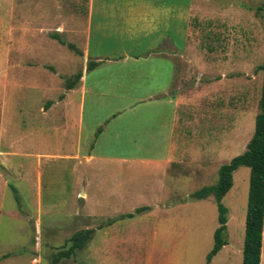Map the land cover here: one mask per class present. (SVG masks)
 <instances>
[{"label": "rangeland", "instance_id": "1", "mask_svg": "<svg viewBox=\"0 0 264 264\" xmlns=\"http://www.w3.org/2000/svg\"><path fill=\"white\" fill-rule=\"evenodd\" d=\"M207 4L211 9L235 10L237 18L233 27L219 31L221 38L233 39L232 43L218 50L204 47L210 59L218 52L223 60L213 63V71L207 67L209 71L203 72L219 78L208 87L234 86L238 109L244 104L243 99L238 101V92L249 88L250 103L241 108L254 116L259 113L262 85L257 67L264 58V0H210ZM87 6L88 0H0V264H50L53 254L67 247L75 232L86 229L93 233L85 247L57 264H206L218 210L213 198L196 200L190 195L217 183L216 165L224 159L209 165L207 180L192 174L196 165L189 158L167 170L88 161L93 137L77 136L73 130L67 133L64 116L55 118V112L39 118L42 111L36 106L41 102L45 106L50 95L21 88L41 80L43 69H55V62H50L55 50L47 52L52 47L38 30L55 33L57 24H83ZM23 35L37 43L41 54L37 67L27 68L19 61ZM195 64L191 66L200 71ZM196 82L188 79L185 97L196 95ZM184 113L190 117L194 110L189 107ZM252 118L249 134L243 133L242 119L236 118L237 141L252 137ZM189 120L184 131L193 149L194 118ZM25 130L32 136L26 138ZM21 138L26 140L22 148ZM237 150L236 155L242 152ZM233 183L222 200L229 220L228 246L209 264L242 263L249 169L238 168ZM260 264H264V248Z\"/></svg>", "mask_w": 264, "mask_h": 264}, {"label": "crops", "instance_id": "2", "mask_svg": "<svg viewBox=\"0 0 264 264\" xmlns=\"http://www.w3.org/2000/svg\"><path fill=\"white\" fill-rule=\"evenodd\" d=\"M203 1L204 5L199 0L195 4L190 0H88L83 24H57L55 33L38 30L46 34L52 47L47 52L55 50L52 59L44 55L55 62V69H43L41 80L21 88L50 95L45 106L43 102L36 106L42 111L39 118L55 112V118L64 116L67 133L73 130L77 136L93 137L88 161L138 163L167 170L189 158L196 165L192 174L207 180L209 165L218 158L228 163L237 156V148L242 149L240 154L245 151L251 139L237 141L236 118L242 119L246 134L258 113L253 116L241 108L250 103L249 88L238 92V101L244 102L238 109L234 86L208 87L219 78L203 72L213 71V63L223 60L218 52L210 59L204 47L218 50L220 45L232 43L233 39L221 38L219 31L233 27L237 18L235 10L211 9L210 0ZM22 38L19 61L27 68L37 67L41 62L37 43L28 41L26 35ZM193 62L200 71L194 70ZM74 76L79 78L71 82ZM202 78H206L204 82ZM188 79H197L199 84L192 98L184 96ZM65 84L72 86L66 89ZM189 107L194 110L190 117L184 113ZM192 118L193 149L184 131ZM25 132L26 138L32 136L29 130ZM21 141L22 148L26 140ZM223 164H217L216 171ZM228 222L227 217V232ZM228 237L229 233L227 244L217 254L227 249ZM263 248L264 228L261 253Z\"/></svg>", "mask_w": 264, "mask_h": 264}, {"label": "trees", "instance_id": "3", "mask_svg": "<svg viewBox=\"0 0 264 264\" xmlns=\"http://www.w3.org/2000/svg\"><path fill=\"white\" fill-rule=\"evenodd\" d=\"M257 70L262 72L258 102L259 113L255 117L254 132L245 151L220 166L215 185L202 188L190 195V198L196 200L212 196L218 210V227L213 234V246L206 255V264H209L212 258L227 244V209L222 205V199L233 185V172L240 167L249 169L241 264H260L264 226V58ZM78 78V76H74L69 80L75 82ZM65 85L66 89L72 86ZM92 233V229L75 232L68 241L69 245L53 254L50 264H57L61 260L69 258L76 250H82L90 240Z\"/></svg>", "mask_w": 264, "mask_h": 264}]
</instances>
